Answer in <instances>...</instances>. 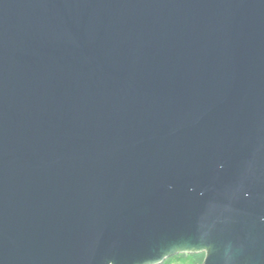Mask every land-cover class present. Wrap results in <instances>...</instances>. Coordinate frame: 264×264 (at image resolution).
Wrapping results in <instances>:
<instances>
[{
	"label": "water",
	"instance_id": "obj_1",
	"mask_svg": "<svg viewBox=\"0 0 264 264\" xmlns=\"http://www.w3.org/2000/svg\"><path fill=\"white\" fill-rule=\"evenodd\" d=\"M264 264V0H0V264Z\"/></svg>",
	"mask_w": 264,
	"mask_h": 264
},
{
	"label": "trees",
	"instance_id": "obj_2",
	"mask_svg": "<svg viewBox=\"0 0 264 264\" xmlns=\"http://www.w3.org/2000/svg\"><path fill=\"white\" fill-rule=\"evenodd\" d=\"M204 260H205L204 253L193 254V255L179 254L172 258L167 259L162 264H203Z\"/></svg>",
	"mask_w": 264,
	"mask_h": 264
}]
</instances>
